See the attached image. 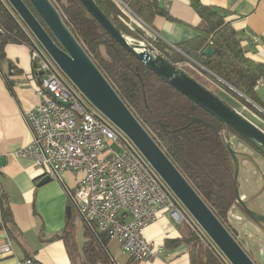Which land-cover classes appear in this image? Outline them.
<instances>
[{"label": "trees", "instance_id": "trees-1", "mask_svg": "<svg viewBox=\"0 0 264 264\" xmlns=\"http://www.w3.org/2000/svg\"><path fill=\"white\" fill-rule=\"evenodd\" d=\"M51 1L73 35L137 119L217 217L235 234L227 225L229 211L233 205H238L244 212L245 210L236 198L238 180L235 179L233 156L227 148V146L233 148L229 134L237 135L263 154L264 150L247 141L156 75L112 38L81 0ZM95 1L122 33L145 38L139 28L134 31L126 25L128 18L115 0ZM123 1L149 25H152L157 15L171 18L168 9L158 0ZM26 2L30 5L28 0ZM191 4L202 19L197 35L178 46H171L161 39H156L152 42L154 49L176 65L187 61V58L200 62L211 71L215 80L229 94L241 102L245 100L244 98L250 99L264 109V98L256 89L258 80L262 78L264 81V63L255 61L246 54L239 32L227 19L226 10L205 5L200 0H191ZM33 40L34 35L9 1L0 0V62L6 60L7 44H25L30 47ZM208 46L213 48V53H205ZM182 70L209 89L196 76L185 69ZM8 82L11 84L9 79ZM212 92L219 96L217 92ZM245 105L251 107L247 102ZM257 115L264 118V112ZM235 152L238 157L236 150ZM0 206L2 212L0 227L5 228L11 238L18 239L19 233L10 202L3 192L0 193ZM247 216L251 218L248 214ZM85 237L83 252L87 264H116L108 250L110 240L107 236L99 234L95 227L87 225ZM182 240L196 244V264L225 263L217 249L210 243L200 240L194 231L188 229L187 237ZM177 242L178 240H166V246H172Z\"/></svg>", "mask_w": 264, "mask_h": 264}, {"label": "crops", "instance_id": "crops-1", "mask_svg": "<svg viewBox=\"0 0 264 264\" xmlns=\"http://www.w3.org/2000/svg\"><path fill=\"white\" fill-rule=\"evenodd\" d=\"M158 1L168 9L171 18L157 15L152 25L148 24L156 31L157 39L178 46L197 35L202 19L191 0ZM200 1L226 10L227 19L239 32L246 54L264 63V0ZM5 54L6 60L0 62V156L4 158L0 161V193L8 196L19 234L18 239L11 238L7 230L0 227V247L8 238L13 240V252H0V264H12L17 258L26 256H33L38 264H77L70 250V240L76 246L80 263L87 264L83 252L87 224L81 219L71 198L82 174L64 171L60 178L52 177L49 182L39 185L47 175L45 171L32 160L13 154L32 142L33 134L25 114L39 104L41 98L34 88L38 79L30 47L9 43L5 47ZM262 89L264 84L257 89L264 98ZM242 173L246 183L241 182ZM238 188L248 206L264 214V174L258 172L255 164L240 163ZM69 206L73 208L71 218L67 215ZM236 207V213L242 220L237 221L238 228L234 226L237 230L235 234L258 264L262 252L264 255V224L244 222V211ZM1 221L0 206V224ZM248 224L254 232L247 231ZM144 234L149 240L163 244L168 251V258L138 260L128 255L118 242L114 252L111 249L113 241H110L108 250L116 264H191V252L196 245L182 240L187 237L188 230L176 224L167 212H162L155 222L147 226ZM166 240L178 242L166 246ZM117 251L125 255L118 257ZM261 264H264V258Z\"/></svg>", "mask_w": 264, "mask_h": 264}, {"label": "built area", "instance_id": "built-area-1", "mask_svg": "<svg viewBox=\"0 0 264 264\" xmlns=\"http://www.w3.org/2000/svg\"><path fill=\"white\" fill-rule=\"evenodd\" d=\"M115 2L138 28L158 38L125 1ZM30 54L38 79L34 88L41 101L25 114L32 142L13 154L32 160L52 177L60 178L64 171L80 172L71 198L81 219L118 242L131 257L144 261L168 258L166 247L144 234L147 226L167 212L176 224L188 226L231 264L130 138L89 102L37 40H33ZM263 84L259 79L256 89ZM0 252H13L11 238ZM12 264L37 263L26 256Z\"/></svg>", "mask_w": 264, "mask_h": 264}, {"label": "water", "instance_id": "water-1", "mask_svg": "<svg viewBox=\"0 0 264 264\" xmlns=\"http://www.w3.org/2000/svg\"><path fill=\"white\" fill-rule=\"evenodd\" d=\"M8 1L30 29L35 40L55 60L67 78L95 108L130 138L231 264H257L235 234L217 217L197 190L122 100L83 45L65 24L60 12L52 1L28 0L31 6L26 0ZM81 1L112 38L156 75L166 80L222 123L231 127L247 141L264 150V130L262 128L232 108L214 92L205 88L176 64L169 61L163 55L153 52V46L131 41L108 18L95 0ZM213 52L212 47H207L205 50L207 54ZM227 148L233 156L235 179L238 180V157L231 146H227ZM3 159L0 156V161ZM51 179L52 176L45 175L39 182V185L45 184ZM236 198L245 212L255 222L258 224L264 223V214L248 206L241 198L239 188L236 189ZM67 215L69 218L73 216L72 206L67 208ZM191 264H196V246L191 252Z\"/></svg>", "mask_w": 264, "mask_h": 264}, {"label": "rangeland", "instance_id": "rangeland-1", "mask_svg": "<svg viewBox=\"0 0 264 264\" xmlns=\"http://www.w3.org/2000/svg\"><path fill=\"white\" fill-rule=\"evenodd\" d=\"M130 23L132 24V26L130 25ZM126 25H128V27L131 30H134V31H135L136 28H138L137 25L133 21H131V19L126 20ZM141 31L144 33V37L145 38H142V37H139V36H133V35H129V34H125V35L130 37L131 39H133L134 42H143L146 45L153 46L152 42L155 39L150 37V35L147 34L145 31H143V30H141ZM208 47H211V46H208ZM103 51L105 52L104 49H103ZM198 64H201V63L196 61V60H194V59L187 58V61L182 62V63H178L177 66L179 68H181V69H185L191 75L196 76L209 89H211L212 91L217 92L218 95L224 101H226V103L228 105H230L232 108H234L237 111H239L246 118L251 120L253 123L258 125L259 127H262L263 130H264V118H262L259 115H257V113L259 114V112L263 113L264 109L261 108L259 105H257L255 102L251 101L250 99L248 100L247 98H244L245 99L244 101H245V103L247 102L248 104H250L251 107H248L247 105H245V103H243L244 101L241 102L240 99H238L234 95L229 94V92L224 87H222L221 84L217 80H215L213 74L210 73V71H209V69L207 67H205L206 69H203ZM263 91H264V89L261 90V93ZM253 108H255V109H253ZM229 141H231L233 148L238 153L239 165H240V163L241 164H243V163H245V164H255L258 172H261V173L264 174V154L263 153L257 151L256 148L251 146L246 141H243L242 139H240L237 135L229 134ZM241 182L246 183L243 173L241 174ZM233 206L234 207L231 208V212H230L231 216H229L228 219H227V225L230 226L232 231H237V230H235V227L236 228L239 227L238 222H237V221H239V219L236 218L237 213H238V212L236 213V210H238V207L235 208V205H233ZM244 214L245 215L242 216L243 219H244L243 220L244 222L250 221L252 223L254 222V224L256 223L251 218H249L245 212H244ZM256 224H258V223H256ZM184 227H186L187 230L188 229L191 230L188 226H184ZM253 230L254 229L252 227H250V225L248 224L247 225V231L252 232ZM69 243H70L71 253L75 256L77 264H83L82 262L80 263L79 253H78V251L76 249L75 244L73 243L72 240H70ZM116 244H117L116 241H113V243H112L113 246H111V249L114 252L117 249ZM123 254H124L123 252L119 253L117 251L116 256L121 257ZM261 259H262V256H260L258 258V264H261ZM217 262H218V260H217ZM224 264H226V263H224Z\"/></svg>", "mask_w": 264, "mask_h": 264}, {"label": "flooded vegetation", "instance_id": "flooded-vegetation-1", "mask_svg": "<svg viewBox=\"0 0 264 264\" xmlns=\"http://www.w3.org/2000/svg\"><path fill=\"white\" fill-rule=\"evenodd\" d=\"M236 233V232H235ZM237 237V236H236ZM238 238V237H237ZM239 239V238H238ZM239 241L241 242V240L239 239ZM261 253V252H260ZM262 254H263V252H262ZM262 258H264V255L262 256Z\"/></svg>", "mask_w": 264, "mask_h": 264}]
</instances>
